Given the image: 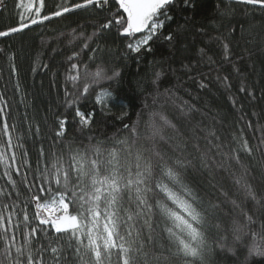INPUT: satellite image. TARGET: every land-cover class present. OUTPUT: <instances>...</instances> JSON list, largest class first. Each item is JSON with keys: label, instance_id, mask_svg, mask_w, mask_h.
I'll return each mask as SVG.
<instances>
[{"label": "trees", "instance_id": "obj_1", "mask_svg": "<svg viewBox=\"0 0 264 264\" xmlns=\"http://www.w3.org/2000/svg\"><path fill=\"white\" fill-rule=\"evenodd\" d=\"M83 2L43 0L40 7V0H23L25 8H19L20 0H4L0 31L19 26L20 14L29 27L0 37V152L6 154L11 165L0 164V210L5 204L18 205L16 213L22 222L21 209L27 204L31 225L46 227L55 242L51 226L39 225L31 198L33 194L40 195V175L46 162L62 154L67 167L76 150L92 157L91 146L99 144L107 150L117 148L120 163L135 171L137 149H147L144 155H151L154 141L148 122L150 115L156 113V125L167 140L157 138L158 150L173 159L191 160L192 164L182 169L185 182L202 198L205 207L210 202L219 204L211 217V251L204 264H264V256L249 255L253 234L257 243L264 244V8L237 0H191L194 6L185 7L184 0H174L167 8L172 18L161 17L163 27L153 40L133 52L127 47L131 38L122 35L121 25L115 23L122 13L115 0H108L107 4L99 0L103 6L92 4L60 17L52 16L63 7ZM29 4L31 13L25 10ZM37 8L39 16L35 14ZM45 15L51 18L43 20ZM31 18L39 22L33 25ZM109 21V28L101 27ZM143 35L137 34V38ZM169 35L171 40L166 39ZM88 37L91 40H87L85 48ZM149 46L151 51L147 50ZM73 63L80 65V80L75 87L68 80L70 71H74ZM84 66L89 70L87 76ZM98 66L110 76L119 75L94 84L87 94H81ZM102 89L112 93L105 104L96 99ZM66 93H72L67 99H75L76 103L69 106ZM77 110L89 118L86 126L76 115ZM161 115L175 129L163 125ZM61 120L65 121L64 130L58 136ZM5 122L12 138L11 148L6 144ZM125 124H137L138 136L134 138ZM124 139L130 146L127 149L119 143ZM243 141L252 148L251 155L243 150ZM178 144L183 147L177 148ZM201 153H207L209 167L202 165ZM225 154L238 155L239 162L226 159ZM107 158L106 152L99 157ZM220 164L223 166L218 167ZM245 170L260 198L259 204L247 198L245 190L235 183ZM6 171L15 181V188ZM124 196L125 208L135 211V200H129L134 192ZM149 202L154 203L151 193ZM69 207L71 214L78 211L77 205L70 203ZM245 213L252 216V223ZM151 223L153 240L148 241L145 228L147 256L140 264H157L153 254L159 255L169 243L164 219L156 213ZM141 224L143 217L137 227ZM236 226L240 232L234 231ZM22 233L21 223L17 244L22 242ZM37 237L44 239L40 232ZM67 239L66 233L60 234L68 253L65 264H77ZM49 259L50 253H46L45 260ZM170 264L181 262L172 260Z\"/></svg>", "mask_w": 264, "mask_h": 264}, {"label": "snow or ice", "instance_id": "obj_2", "mask_svg": "<svg viewBox=\"0 0 264 264\" xmlns=\"http://www.w3.org/2000/svg\"><path fill=\"white\" fill-rule=\"evenodd\" d=\"M115 2L119 5V9H122V13L115 18V23L121 25L122 35L131 38L127 47L133 52H139L142 46H148L153 40L158 30L163 27L164 21L161 17L169 20L172 18L168 15L167 8L174 3V0H115ZM237 2L264 8V0H237ZM107 3L108 0H103V4ZM3 4L4 0H0V5ZM92 4L103 6L99 4V0H84L83 3H76L72 7H63L52 13V16L60 17L74 9ZM184 5L185 7L194 6L191 0H184ZM18 7L25 8L23 0H20ZM40 7H43V0H40ZM25 10L31 13L32 5L29 4ZM35 14L39 16V8L35 10ZM50 18L45 15L42 19ZM20 20L19 26L0 31V37L9 36L29 27L28 23L23 22L25 20L23 14H20ZM38 22L35 18L30 19L33 25ZM111 23L112 21H109L101 27L109 28ZM140 33L144 35L137 38V34ZM78 38L73 37V39ZM166 39L171 40L172 36L169 35ZM87 40H91V37L86 38L83 45L85 48L88 47ZM224 47L227 55V45ZM147 50L151 51L150 46ZM84 68L85 76H87L89 70L87 66ZM71 69L74 71H70L68 80L75 87L80 80V65L73 63ZM91 75L92 81L84 84L81 94H87L89 87L111 80L119 73H113L110 76L98 66L97 71ZM71 95L72 93H66V102L69 106L76 103L75 99H67ZM111 97V92L102 89L97 95V103L105 104ZM2 112L3 109H0V113ZM76 115L81 118L83 125L86 126L89 123V118L79 110ZM157 115L151 114L148 122V127L152 130L150 138L154 141L151 155H144L147 149H137L135 171L132 167L126 168L120 163L117 148L107 150L99 144L91 146L90 151L94 154L92 157H87L86 152L76 150L70 156L67 167L64 166L62 154L54 155L51 161L46 162L40 175L42 181L39 187L40 195L33 194L31 198L35 201L39 225H51L56 234L55 242L48 235L46 227L39 228L31 225L26 211L27 204L21 209L22 222L16 213L18 205L5 204L3 210H0V240L3 241V248L0 249V264H65L68 253L60 240V234L65 233L68 236L66 241L68 249L71 250L77 264H140V260L147 256L144 252V229L147 228L148 241L151 242L153 240L151 234L154 231L151 219L156 213L165 221L164 231L169 241L159 255L153 254L157 264H170L172 260H178L181 264H204L206 254L211 251L208 229L212 214L219 204L210 202L205 207L202 198L185 182L182 169L191 165V160L179 157L173 159L158 150L155 143L157 138L164 142L167 140L162 128L156 125ZM160 120L163 125L175 129V125L166 117L161 115ZM64 124L65 121L61 120L58 136L63 135ZM124 127L129 129L134 138L138 136L137 124L131 126L125 124ZM3 129L5 136L8 137L7 147L11 148L12 138L6 122L3 124ZM119 143L124 145L125 149L130 147L127 139ZM134 144L135 140H133ZM182 147L180 144L177 145V148ZM242 148L251 155L252 148L247 141H243ZM105 152L108 158L99 159ZM225 158L239 162V157L235 154L230 157L225 154ZM200 159L204 167H209L207 153H201ZM15 160L13 153L11 157L13 164ZM0 164L11 166L4 152H0ZM16 171L19 174L18 168ZM73 173H75L74 176ZM5 175L9 176V182L15 188V181L11 179L7 171ZM235 183L245 190L247 198L257 204L260 203L256 191L248 182L247 170L236 178ZM44 184L48 187H44ZM127 192H134V196L129 197V200H135V211L126 209L124 206V194ZM149 193L152 194L154 203L149 202ZM48 194H51L50 198L44 199L43 197ZM0 195H3L2 190ZM70 203L78 207L75 214L70 213ZM232 203L236 205L235 201ZM41 212L44 215H41ZM245 216L249 223L253 222L251 215L245 213ZM141 217H143V224L137 227ZM21 223L23 224L22 242L17 244V234L20 233ZM125 225L127 227H124ZM216 227L219 228L220 225L217 224ZM133 229H135V236ZM234 231L240 232L241 228L236 226ZM38 232L44 239L37 237ZM239 238V236L236 237L237 240ZM45 240L47 243L44 242ZM46 253H50V259L47 261ZM249 255L264 256V244L256 242L255 234H253V243L249 247Z\"/></svg>", "mask_w": 264, "mask_h": 264}, {"label": "built area", "instance_id": "obj_3", "mask_svg": "<svg viewBox=\"0 0 264 264\" xmlns=\"http://www.w3.org/2000/svg\"><path fill=\"white\" fill-rule=\"evenodd\" d=\"M4 5V4H3ZM3 5H0V12H1V10H2V8H3ZM51 226V225H50Z\"/></svg>", "mask_w": 264, "mask_h": 264}, {"label": "rangeland", "instance_id": "obj_4", "mask_svg": "<svg viewBox=\"0 0 264 264\" xmlns=\"http://www.w3.org/2000/svg\"><path fill=\"white\" fill-rule=\"evenodd\" d=\"M142 47H143V46H142ZM142 47H141V48H142ZM41 215H44V213H43V212H41Z\"/></svg>", "mask_w": 264, "mask_h": 264}]
</instances>
